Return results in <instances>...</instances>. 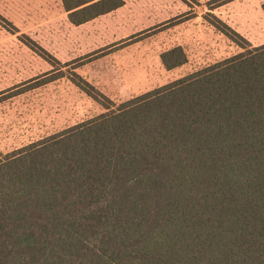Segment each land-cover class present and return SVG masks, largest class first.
<instances>
[{
    "label": "trees",
    "instance_id": "1",
    "mask_svg": "<svg viewBox=\"0 0 264 264\" xmlns=\"http://www.w3.org/2000/svg\"><path fill=\"white\" fill-rule=\"evenodd\" d=\"M62 4L78 25L124 1ZM210 24L241 52L121 103L72 72L102 113L0 150V264H264V44Z\"/></svg>",
    "mask_w": 264,
    "mask_h": 264
},
{
    "label": "rangeland",
    "instance_id": "2",
    "mask_svg": "<svg viewBox=\"0 0 264 264\" xmlns=\"http://www.w3.org/2000/svg\"><path fill=\"white\" fill-rule=\"evenodd\" d=\"M123 1L74 26L62 0H0L2 152L102 113L70 80L72 72L121 103L240 53L211 15L251 45L264 44V0ZM178 46L188 62L167 70L161 55Z\"/></svg>",
    "mask_w": 264,
    "mask_h": 264
},
{
    "label": "crops",
    "instance_id": "3",
    "mask_svg": "<svg viewBox=\"0 0 264 264\" xmlns=\"http://www.w3.org/2000/svg\"><path fill=\"white\" fill-rule=\"evenodd\" d=\"M124 4H125V3H124ZM123 6H124V5H123ZM123 6H122V7H123ZM122 7H120V8H122ZM120 8H118V9H120ZM118 9H116V10H118ZM114 11H115V10H113V11H111V12H114ZM65 12L68 14V18H69V13H70V12H67L66 10H65ZM111 12H109V13H111ZM109 13H106V14L100 15V16H98V17L92 19V20H89V21H87V22H84V23H82V24H78V25L72 23V22L70 21V19H69V21H70L71 24L74 25V26H82V25H84V24H89V23H91L93 20H95V19H97V18H99V17H101V16L107 15V14H109Z\"/></svg>",
    "mask_w": 264,
    "mask_h": 264
}]
</instances>
